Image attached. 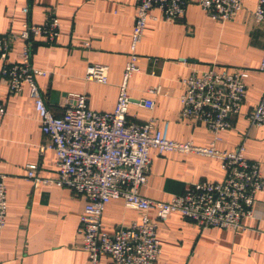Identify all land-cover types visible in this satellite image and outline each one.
Wrapping results in <instances>:
<instances>
[{
  "label": "crops",
  "instance_id": "1",
  "mask_svg": "<svg viewBox=\"0 0 264 264\" xmlns=\"http://www.w3.org/2000/svg\"><path fill=\"white\" fill-rule=\"evenodd\" d=\"M256 3L242 0L237 16L223 22L213 20L196 0H189L177 22L148 20L136 47L139 70L127 83L131 97L127 118L133 122L155 118L159 125L167 121L170 139L208 146L213 134L180 116L181 79L193 68L245 69L249 73L245 102L231 117V127L219 133L215 147L231 151L242 143L244 155L259 163L264 177V126H250L247 119L264 91V72L258 70L264 26L253 17ZM136 4L137 0H0V32H19L25 22L42 23L48 13L54 14L60 24L58 37L50 44L34 40L31 55L32 65L47 72L36 77L46 105L61 115L64 95L80 92L91 109L111 112L130 53ZM24 6L28 13L22 11ZM153 13L158 15L157 10ZM21 46V41L14 44L8 62L20 58ZM93 63L108 67L106 83L85 80L86 67ZM2 65L0 60V69ZM154 86L160 87L159 93L150 92ZM144 98L154 101L153 108L139 104ZM0 104L5 108L0 118V172L6 176L7 190L0 264H91L77 232L83 198L57 184L34 186L26 177L28 164H35L41 177L57 175L54 151H39L46 138L27 85L18 94L10 93L0 76ZM223 177L217 158L153 151L147 182L139 191L150 199L167 200L192 182ZM255 198L252 216L242 220L245 228L240 231L201 229L178 212L170 213L157 227L161 252L156 264H264V189ZM139 219V211L122 199L110 200L102 214L108 232ZM98 264H109V258L102 256Z\"/></svg>",
  "mask_w": 264,
  "mask_h": 264
},
{
  "label": "built area",
  "instance_id": "2",
  "mask_svg": "<svg viewBox=\"0 0 264 264\" xmlns=\"http://www.w3.org/2000/svg\"><path fill=\"white\" fill-rule=\"evenodd\" d=\"M189 0H137L136 14L130 34V53L111 112L96 111L88 106L84 93L67 92L61 115H55L46 105L36 84V77L47 72L31 63L34 40L50 44L59 35V20L48 13L42 23L25 22L19 32L0 33V76L10 93L18 94L26 84L33 99L35 115L46 142L39 151L51 149L56 156L57 175L41 177L35 164H28L26 177L34 186L57 184L69 188L84 200L77 232L81 249L91 264L102 256L109 264H156L161 252L157 236L159 223L172 212L194 222L199 228L210 227L240 231L244 218L252 216L255 196L264 189V177L257 161L249 160L240 143L235 149L219 150L215 142L219 133L232 125L245 102L249 73L242 68L217 71L213 68H193L181 79L180 116L193 124L205 126L213 138L208 146L192 141H176L167 135L168 122L161 125L155 118L133 122L127 118L131 97L128 80L139 70L136 47L148 20L177 22L185 14ZM215 21L234 19L242 8V0H196ZM157 10L158 15L153 11ZM28 13V7L22 8ZM256 22L264 26V0H257L253 9ZM22 42L19 59L8 62L14 44ZM87 44V43H86ZM259 71L264 72V54ZM85 80L106 83L108 67L88 64ZM159 86L150 88L157 94ZM139 104L151 109L154 101L144 98ZM5 108L0 104V118ZM250 126H264V91L260 100L248 112ZM171 151L196 153L220 160L224 177L221 181L200 180L189 184L184 192L167 200L143 196L139 188L147 182L151 153ZM5 174L0 172V230L6 224L7 190ZM112 199H122L125 206L136 209L140 219L108 232L102 224V214ZM154 210L155 215L150 212Z\"/></svg>",
  "mask_w": 264,
  "mask_h": 264
},
{
  "label": "trees",
  "instance_id": "3",
  "mask_svg": "<svg viewBox=\"0 0 264 264\" xmlns=\"http://www.w3.org/2000/svg\"><path fill=\"white\" fill-rule=\"evenodd\" d=\"M0 33H4V32H0Z\"/></svg>",
  "mask_w": 264,
  "mask_h": 264
}]
</instances>
